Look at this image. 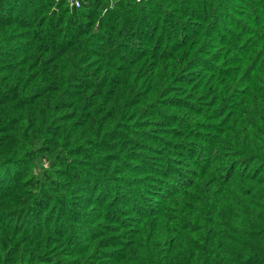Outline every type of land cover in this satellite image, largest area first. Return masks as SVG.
Masks as SVG:
<instances>
[{"label": "trees", "instance_id": "obj_1", "mask_svg": "<svg viewBox=\"0 0 264 264\" xmlns=\"http://www.w3.org/2000/svg\"><path fill=\"white\" fill-rule=\"evenodd\" d=\"M0 264H264V0H0Z\"/></svg>", "mask_w": 264, "mask_h": 264}, {"label": "rangeland", "instance_id": "obj_2", "mask_svg": "<svg viewBox=\"0 0 264 264\" xmlns=\"http://www.w3.org/2000/svg\"><path fill=\"white\" fill-rule=\"evenodd\" d=\"M69 6L72 7L70 4H69ZM42 166H43V163H42ZM35 170L36 171H39V168L36 167ZM121 173H123V172H121ZM117 183H119V182H117ZM118 185H120V184H118ZM127 186H128L127 184H125L124 186H122L121 191L128 192V190L125 188ZM118 187H120V186H118ZM91 196H92V194H91ZM79 203L84 206V207L78 206V209L79 210L86 209V208H89L90 207V203L88 201H86V198H84V197L80 199ZM152 204H155V202H152ZM94 209H96V208H94Z\"/></svg>", "mask_w": 264, "mask_h": 264}, {"label": "built area", "instance_id": "obj_3", "mask_svg": "<svg viewBox=\"0 0 264 264\" xmlns=\"http://www.w3.org/2000/svg\"><path fill=\"white\" fill-rule=\"evenodd\" d=\"M137 1H140V0H137ZM68 2L72 7H79L80 6V0H68Z\"/></svg>", "mask_w": 264, "mask_h": 264}]
</instances>
